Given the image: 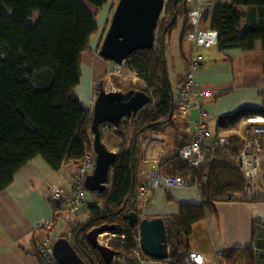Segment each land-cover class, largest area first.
I'll use <instances>...</instances> for the list:
<instances>
[{
  "label": "trees",
  "instance_id": "1",
  "mask_svg": "<svg viewBox=\"0 0 264 264\" xmlns=\"http://www.w3.org/2000/svg\"><path fill=\"white\" fill-rule=\"evenodd\" d=\"M109 1L0 0V193L37 157L60 172L68 164L80 166L88 154L95 155L94 112L86 109L74 93L81 84L83 56L91 51V41L99 34V10ZM165 1L154 48L136 52L124 62L125 73L142 81L141 90L152 102L118 128L102 126H112L122 140L108 188L85 202L89 219L73 225L65 236L88 264H107L87 239L93 229L103 225H115L114 233L125 238L111 243L123 260L113 264H138L135 252H141L139 229L132 227L125 216L140 214L139 138L146 132L160 134L174 127L176 94L168 67L169 43L182 19L186 20L184 38L192 29L186 0ZM89 6L95 10L92 12ZM34 14L39 15L35 23L31 20ZM211 29L219 33L221 51H252L259 42L264 51V0H220L212 9ZM98 91L97 87V95ZM261 97V108L244 109L222 119L219 124L224 131L236 128L243 118L264 117V93ZM129 128L132 131L127 133ZM230 137L235 147L221 150L218 160H209L200 168H191L178 154L191 140L176 142L174 155L159 162L164 174L189 180L201 197L200 205H182L178 215L165 219L172 225L171 239L177 244L168 264H191L187 259L192 254L193 228L205 221L207 212L215 214L217 204L264 202V181L260 186L253 185L238 161L244 139L236 133ZM227 151L233 153L227 155ZM259 187L262 191L257 190ZM56 208L62 210V206ZM254 222L255 236L256 224L261 222ZM222 262L256 264L255 252L251 248L227 249Z\"/></svg>",
  "mask_w": 264,
  "mask_h": 264
},
{
  "label": "crops",
  "instance_id": "2",
  "mask_svg": "<svg viewBox=\"0 0 264 264\" xmlns=\"http://www.w3.org/2000/svg\"><path fill=\"white\" fill-rule=\"evenodd\" d=\"M115 1L117 0H110L99 10L97 18L99 34L91 41V51L83 56V71H89L87 76H90L91 84L82 91L83 93L78 94L77 90L74 93L83 106L90 110H93L98 96L97 84L105 81V86L109 87L108 82L112 80L114 64L102 58L100 51L115 12L117 3ZM219 1L206 0V3L214 7ZM89 7L95 10V7ZM207 11L212 12V9ZM211 22L212 14L210 21L205 22L202 29H211ZM185 30L186 20L182 19L169 43L168 54L174 62V90L177 96L187 72L191 69V63L198 62L195 70V80L201 91L198 100L208 114L209 130L215 133L222 119L223 121L229 119L244 109L261 108L263 103L261 94L264 93L262 44L259 42L252 51L240 48L221 51L218 45L206 48L189 42L186 37L184 38ZM198 114V108L194 107L190 120L195 121ZM174 120V127L166 129L158 136H169L175 148L176 142L184 144L192 140L194 131L189 130V121L177 112ZM106 128H102V133ZM105 137L103 134L104 142ZM109 140L110 145L105 142L107 148L118 152L119 147L112 143L113 138L109 137ZM157 167L159 164L155 168ZM78 171L79 166L68 164L60 172H56L43 158L37 157L17 174L14 182L6 190L0 193V264H40L35 254V246L46 237L40 225L56 217L49 204L50 191L52 187L58 186L65 192H70L73 178ZM149 175L141 179L140 185L148 181ZM90 194L89 199L94 193ZM200 204L201 197L196 186L190 184L181 188H160L150 196L149 205L138 201L139 217L140 220L166 219L178 215L182 205ZM84 208V206L81 208L77 219H73L71 224L66 226L63 221L60 222L53 237L67 236L75 220L77 223L87 221L89 215L84 212ZM255 220L264 221V202L219 203L215 214L207 212L205 221L194 226L190 244L195 238L197 244L194 249L191 248V252L214 254L223 247L253 249ZM190 246L192 247V244ZM116 261H123L120 255L114 259V262Z\"/></svg>",
  "mask_w": 264,
  "mask_h": 264
},
{
  "label": "built area",
  "instance_id": "3",
  "mask_svg": "<svg viewBox=\"0 0 264 264\" xmlns=\"http://www.w3.org/2000/svg\"><path fill=\"white\" fill-rule=\"evenodd\" d=\"M186 2L191 9L189 22L194 29L187 34L186 39L195 45L206 48L218 45L219 33L216 30H201L203 13L213 9V6L207 5L206 0H186ZM197 66L198 62L193 61L191 63V69L187 72L175 101L176 112L189 121V130L194 131L191 142L181 147L178 154L191 168L195 169L200 168L209 160H218L221 156L220 151L225 150L232 142L231 137L226 135L228 131H224L221 125L215 133H212L208 128V114L198 100L201 91L195 80ZM125 75L127 74L124 71V64H114L112 76L124 77ZM105 89L109 91L108 86H105ZM194 107L198 108L199 114L198 118L192 121L190 117ZM235 133L240 135L245 142L244 148L238 153L241 170L245 177L253 181V185H256L261 174L263 173L264 175V117L253 116L241 119L235 129ZM232 153L227 151V155ZM95 166L96 156L88 154L85 161L79 166L78 173L73 178L70 192H65L58 186L52 187L49 195V204L55 211L56 217L52 221L43 222L40 225V229L46 233L44 240L38 242L35 246V254L40 264H60L54 249L55 243L59 238L53 237V233L57 230L60 222L63 221L67 226L69 223L71 224L73 219H77L78 212L85 202L89 200L91 194L87 190L85 182L87 177L94 172ZM189 185V180L179 176H168L157 167L151 171L148 181L138 187V196L143 198L144 205H149V198L157 189L181 188ZM56 206H62V210L60 212L56 211ZM78 223L76 220L73 222L74 225ZM120 239L125 238L114 232L105 233L99 236V243L112 248L111 243ZM227 249L231 248L223 247L214 254L192 253L189 255L187 262L191 264H225L222 262V257ZM135 253L138 264H168V260L152 259L147 257L142 251H136Z\"/></svg>",
  "mask_w": 264,
  "mask_h": 264
},
{
  "label": "water",
  "instance_id": "4",
  "mask_svg": "<svg viewBox=\"0 0 264 264\" xmlns=\"http://www.w3.org/2000/svg\"><path fill=\"white\" fill-rule=\"evenodd\" d=\"M165 4V0H119L101 46L102 58L122 65L134 53L153 49ZM151 102L152 98L142 90L107 91L105 81L99 82L92 123L96 166L85 182L90 193L107 190L111 170L118 158V153L109 150L105 145L102 126L110 124L118 128L125 119L137 115ZM125 220L132 227L138 226L141 251L147 257L155 260L169 259L177 245L171 239L174 232L169 221L164 218L140 220L137 212L129 213ZM115 229V225H103L87 235L91 247L100 253L107 264H112L120 253L100 244L99 236L113 233ZM54 249L60 264H88L65 236L56 241ZM252 250L255 252L256 264H264V221L256 227Z\"/></svg>",
  "mask_w": 264,
  "mask_h": 264
},
{
  "label": "rangeland",
  "instance_id": "5",
  "mask_svg": "<svg viewBox=\"0 0 264 264\" xmlns=\"http://www.w3.org/2000/svg\"><path fill=\"white\" fill-rule=\"evenodd\" d=\"M115 2H117L116 3V6H117L119 0H117ZM90 10L92 12L94 11L93 8H91ZM211 14H212V12H209V11H206L204 13L203 21L201 24V30H203L202 27H203L204 23L210 21ZM38 18H39V15L34 14V16L31 20L33 23H35L38 20ZM110 24H111V22H110ZM167 58H168V67H169L171 81H172L173 86L175 87V85H174L175 72H174V65H173L174 62H173V60H171L170 54L167 55ZM111 65H113V64H111ZM113 68H114V65L112 66V70H113ZM81 70H82L81 84L77 88V91H76L78 94L81 93L82 91H85V89L91 84L90 76L89 77L87 76L89 71H85V70L83 71V65H82ZM137 79H138L137 76L130 75V74H127L124 77L123 76H120V77L112 76V80H110L112 83L109 82L108 90L110 91V90H114V89H119L123 92H128V91L133 90V89L141 90L143 88V83L140 79H138V80ZM113 127L107 126L105 131H103V134L106 136L105 142L110 145L111 144V140H109V137H110V138H113L114 142H112V143H115V144H117V146H119L122 143V140H120L118 133L114 130ZM236 128L228 131V134H226V135H228V136L235 135V129ZM131 131H132V128H129L127 130V133H130ZM158 135L159 134L146 132L139 138L138 150H139L140 166H139V170H138V175H139L138 185H140L141 179L143 177H145L146 175L150 174L151 171L153 170V168H155L162 159H167V158L171 157L172 155H174V153H175L173 140L170 139L169 136L164 137V136H158ZM159 140H161L162 142H160ZM231 145H233V140H232L230 146ZM233 146L235 147V143ZM263 181H264V175H263V179L259 180L258 185L260 186L261 182L263 183ZM257 190H261L260 187ZM138 200H139V202L143 203V198L138 196ZM196 239L197 238L191 240V244H192L191 248L192 249H194L196 244H197Z\"/></svg>",
  "mask_w": 264,
  "mask_h": 264
}]
</instances>
